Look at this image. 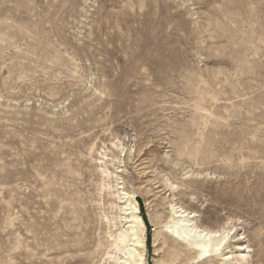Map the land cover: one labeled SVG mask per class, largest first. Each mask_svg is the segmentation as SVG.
<instances>
[{"label":"rangeland","instance_id":"1","mask_svg":"<svg viewBox=\"0 0 264 264\" xmlns=\"http://www.w3.org/2000/svg\"><path fill=\"white\" fill-rule=\"evenodd\" d=\"M100 151L148 264L192 255L172 201L264 264V0H0V264H103Z\"/></svg>","mask_w":264,"mask_h":264},{"label":"bare ground","instance_id":"2","mask_svg":"<svg viewBox=\"0 0 264 264\" xmlns=\"http://www.w3.org/2000/svg\"><path fill=\"white\" fill-rule=\"evenodd\" d=\"M146 153L147 152H145V154ZM189 153L194 154L193 151H189ZM99 154L101 155L99 159L101 162L100 170L103 176L102 189L108 188L111 190L109 191L110 195L115 196L117 200H113L109 203L110 208H117L119 211L117 215L106 216L109 230L107 233L110 239L103 253V264H148L146 257L147 226L140 215L139 199L137 198L138 190L128 189L125 185V181L119 182L120 178L118 173L123 170L114 172L110 169V165L115 166V158L120 157L113 154V160H110L107 156L109 154H107L106 151H100ZM195 154H201V150L197 149ZM109 161L111 163H109ZM119 167L120 166L116 167V169ZM171 185L172 190H175L174 183ZM139 192L142 191L140 190ZM169 207V220L160 228H165L166 232L169 233L171 238L175 241L185 244L187 250L192 254L179 262L180 264H185L188 261H192V264H217V256H220V260L223 261L230 260L231 262H229V264H231L233 260L240 261L242 264L249 261L250 250H248L247 253H245V250L249 249L250 246L244 247L245 245L243 243L235 245L237 249L236 252H239L238 255L231 256L232 252L223 253V249L227 244L234 225L230 229L225 226L217 229L205 228L194 221L197 214L194 211L189 212L182 205H178V203L173 201L170 203ZM156 224L159 223L157 222ZM158 235H160V233H158ZM241 239L242 238H239L237 241H241ZM157 240L158 238L155 239V242ZM88 245L89 244L84 240H78L75 251L80 252L89 249L90 247ZM96 245V250L89 253L95 254L96 251H100L103 243L97 242ZM89 250L92 249L90 248ZM169 252L172 257L171 264H177L174 255L177 256L179 253L173 249ZM160 263L162 264V262Z\"/></svg>","mask_w":264,"mask_h":264}]
</instances>
